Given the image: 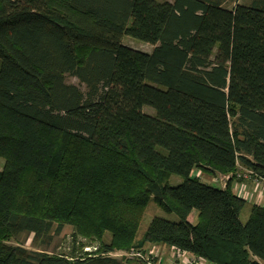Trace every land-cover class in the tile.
Masks as SVG:
<instances>
[{"label":"trees","instance_id":"1","mask_svg":"<svg viewBox=\"0 0 264 264\" xmlns=\"http://www.w3.org/2000/svg\"><path fill=\"white\" fill-rule=\"evenodd\" d=\"M0 159V264L153 246L264 264V206L232 187L240 168L264 178V0H0ZM151 200L180 220L138 237ZM66 226V253L9 243Z\"/></svg>","mask_w":264,"mask_h":264},{"label":"rangeland","instance_id":"2","mask_svg":"<svg viewBox=\"0 0 264 264\" xmlns=\"http://www.w3.org/2000/svg\"><path fill=\"white\" fill-rule=\"evenodd\" d=\"M159 1H173V0H159ZM251 0H223L224 6L233 7L236 2L239 3H249ZM123 43L133 47L135 49L140 50H150L151 45L140 40L133 39L129 36H124L122 39ZM66 82L69 84L76 85L81 91L86 92L88 89L84 83H82L76 76L73 75H66ZM144 112L155 115V110L151 107L145 106ZM3 166V159H0V169ZM243 168H240L238 174L241 175L239 179H243V175L246 173ZM226 176L229 177V174H216L214 177L210 175H205L204 178L207 181H211L213 185L218 186V184H223L225 181H228ZM215 179H219L218 184H216ZM181 181V177L177 175H172L170 178L171 184H177ZM250 214L249 206H246L240 213V218L242 222H246ZM155 216H161L171 221L178 222L180 220L178 214L174 211H167L156 204L153 200L150 201L149 205L147 206L143 218L138 229L137 236L141 237L145 230L147 229L148 225L150 224L151 220ZM72 227L66 226L63 232L59 235L54 234L53 232L47 236H39L35 237L34 234L28 232H21L16 234L9 243L12 245H19L28 250H41L50 253H66L69 251L72 245ZM105 239H109L108 235L105 236ZM92 247H90L91 249ZM115 256L120 257L123 264H140L134 258L128 257V251H117Z\"/></svg>","mask_w":264,"mask_h":264},{"label":"built area","instance_id":"3","mask_svg":"<svg viewBox=\"0 0 264 264\" xmlns=\"http://www.w3.org/2000/svg\"><path fill=\"white\" fill-rule=\"evenodd\" d=\"M253 172L247 170V172L243 175L244 178L252 177ZM198 175V174H197ZM201 178H204L199 174ZM241 175H238L240 177ZM228 179V176H226ZM212 181V180H211ZM216 183L219 182V179H215ZM225 181L223 186L226 185ZM254 182L258 186L264 185V178L254 177ZM85 249H90L85 248ZM128 257L134 258L138 262H143L144 264H213L209 262L206 258L198 255H194L192 253L186 251H180L173 247L166 246H153L148 249V251H144L143 249H132L128 251Z\"/></svg>","mask_w":264,"mask_h":264},{"label":"crops","instance_id":"4","mask_svg":"<svg viewBox=\"0 0 264 264\" xmlns=\"http://www.w3.org/2000/svg\"><path fill=\"white\" fill-rule=\"evenodd\" d=\"M249 3H246V4H249ZM151 49H152V46L150 50ZM150 50H147V51H150ZM232 187H233L234 193L244 198L248 204L250 205L258 204V205L264 206V185L258 186L254 182V177L235 179L232 182Z\"/></svg>","mask_w":264,"mask_h":264}]
</instances>
